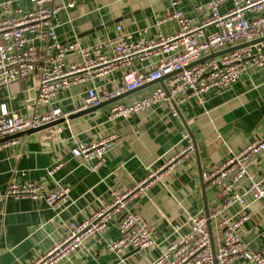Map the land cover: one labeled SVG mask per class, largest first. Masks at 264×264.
Segmentation results:
<instances>
[{
  "label": "crops",
  "instance_id": "1",
  "mask_svg": "<svg viewBox=\"0 0 264 264\" xmlns=\"http://www.w3.org/2000/svg\"><path fill=\"white\" fill-rule=\"evenodd\" d=\"M2 1L21 10L31 7L30 0ZM68 1H73V5L59 7L51 18L55 34L60 41L76 39L81 45H88L112 36L116 23L123 31L133 32L134 37V31L141 27L147 28V35L156 32L170 35L177 29L175 22L164 20L156 24V20L172 9L196 20L206 14L209 0H52L54 5ZM228 5L225 1L219 11ZM115 19L116 22L104 25ZM74 59V54L66 57L67 61ZM150 66L149 61L132 60L128 66L96 78L94 84L98 90L111 88L121 83L122 72L147 70ZM146 83L116 101L137 98L159 84ZM86 87L87 84H75L59 90L50 107L68 114L77 111ZM34 97L33 78L0 87V105L21 116L46 109L43 105L35 106ZM110 104L37 132L16 136L14 144L0 147V264H27L44 253L63 234L67 221L79 220L108 203L111 191L122 193L131 188L188 138L195 148L155 180L145 193H135L127 201V209L145 220L155 246L135 251L127 248L119 257L107 251L105 243L118 237L115 218L102 232L85 239L78 250L54 263L149 264L159 249L186 231V214H204L201 181L207 210L221 200L215 189L203 181L210 169L223 161L229 151L239 150L264 132V70L250 66L226 90L208 91L203 104L189 97L177 105L175 114L165 103H158L130 117L107 120ZM111 133L115 140L106 151L104 164L95 172L89 171L83 156L72 155L71 149L77 144ZM55 164L58 166L53 178L69 188V202L64 209L55 212L40 200L4 196L11 179L17 183L37 181L49 189L52 182L46 170ZM247 173L254 179L264 177V150L252 157ZM247 183L248 179L243 177L233 190L241 191ZM244 201L249 215L239 234L248 249H259L264 247V204L249 194L244 195ZM237 209L233 203L224 214L232 215ZM230 264L251 263L234 259Z\"/></svg>",
  "mask_w": 264,
  "mask_h": 264
},
{
  "label": "built area",
  "instance_id": "2",
  "mask_svg": "<svg viewBox=\"0 0 264 264\" xmlns=\"http://www.w3.org/2000/svg\"><path fill=\"white\" fill-rule=\"evenodd\" d=\"M225 1L229 2L228 7L219 11ZM30 2L31 7L26 10L12 8L8 1L0 2V87L15 80L33 78L34 105H43L46 109L21 116L7 111L1 104L0 139L59 117L65 118L68 113L50 105L59 90L75 84H87L79 110L166 75L162 85H153L143 95L112 102L106 115L107 120H112L130 117L158 103H165L175 114L177 105L189 97L203 104L208 91L226 90L250 66L264 70V39L250 43L264 37V0H209L206 14L196 20L172 9L156 20V24L164 20L175 22L176 31L167 36L159 32L147 35V28L141 27L134 31V37L133 32L123 31L116 23L112 36L88 45H81L76 39L60 41L55 34L53 14L59 7H71L73 1L62 5H54L52 0ZM244 42H247L244 46L188 66L209 53ZM71 54L75 59L67 61L66 57ZM132 60H146L151 66L147 70H126L122 72L120 84L98 90L94 84L96 78L117 67H126ZM16 140V137L3 139L0 147L14 144ZM114 140V134H105L95 141L77 144L71 153L83 156L88 161L89 171L95 172L104 164L106 151ZM192 148L186 138L184 145L131 188L122 193L111 191L108 203L79 220L67 221L63 234L51 247L27 264H54L67 258L85 239L102 232L115 218L118 237L105 243L107 251L119 257L127 248L143 250L155 246L145 220L127 209V201L135 193H145ZM262 150L264 132L239 150L229 151L223 161L210 169L203 181L214 188L221 199L208 209L210 231L204 214H186V231L159 249L149 264H230L234 259L264 264V247L248 249L239 234V228L249 215L244 195L249 194L264 204V177L254 179L247 173L252 157ZM57 166L46 170L52 182L49 189L37 181L17 183L11 179L4 196L40 200L59 212L68 205L69 188L53 178ZM243 177L248 179L246 187L234 191L235 183ZM233 203L238 209L232 215H225V209Z\"/></svg>",
  "mask_w": 264,
  "mask_h": 264
},
{
  "label": "water",
  "instance_id": "3",
  "mask_svg": "<svg viewBox=\"0 0 264 264\" xmlns=\"http://www.w3.org/2000/svg\"><path fill=\"white\" fill-rule=\"evenodd\" d=\"M116 21H117V20L115 19V20H113V21H110V22H108V23H105L104 25H107V24H110V23H112V22H116ZM97 28H99V27H97ZM90 31H92V29H90L89 31H85V32H83V33H80V34L76 35V37H80V36H82V35H84V34L90 32ZM73 38H74V37H73ZM262 39H264V37H262V38H260V39L252 40L250 43H253V42H255V41H259V40H262ZM246 44H247V42H244V43H241V44H238V45H234V46H232V47H228V48H225V49H222V50L216 51V52L209 53V54H207V55H205V56L199 58L198 60H196V61L190 63L188 66H191V65L196 64V63H200V62H202V61L205 60V59H208V58H211V57L217 56V55L222 54V53H224V52L230 51V50H232V49H234V48L244 46V45H246ZM164 77H166V75H164V76H162V77H160V78H158V79H156V80L150 81V82H148V83H146V84H150V83H153V82L157 81V82H159L160 85H162V79H163ZM143 85H144V84H143ZM141 86H142V85H141ZM130 91H132V90L125 91V92L119 94L118 96H115V97H113V98H110V99H107V100H105V101H102L101 103H99V104L96 105V106L85 107V108L79 109V110H77V111H74V112H72V113H69L65 118H64V117H59V118H56V119H54V120H52V121H49V122H47V123L41 124V125H39V126H36V127H33V128H29V129H26V130H24V131L17 132V133H15V134H13V135H10V136L3 137V138L0 139V141L3 140V139H8V138H12V137L20 136V135H22V134H30V133H34V132H37V131H39V130H42V129H45V128H48V127H51V126L57 125V124L63 122L65 119L74 118V117L80 116V115H82V114H85V113L91 112V111L95 110L96 108H98V107H100V106H102V105H105V104L112 103V102L116 101L117 99L121 98L122 96H125L126 94H128ZM192 147L195 148V146H194L193 144H192ZM200 181H201V179H200ZM205 183L207 184V182H205ZM200 187H201L202 202H203V209H202V210H203V212H204V216H205V218H206L207 229H208V231H210V221H209V218H208V210H207V206H206V201H205V199H204V183H203L202 181H201ZM135 250H137V249H134L133 251H135ZM213 264H216V263L214 262Z\"/></svg>",
  "mask_w": 264,
  "mask_h": 264
}]
</instances>
